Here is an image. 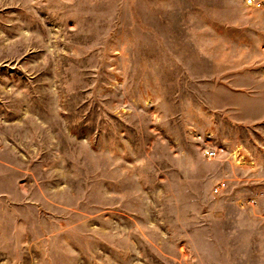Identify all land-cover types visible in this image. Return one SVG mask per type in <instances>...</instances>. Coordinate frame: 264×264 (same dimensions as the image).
<instances>
[{
	"label": "rangeland",
	"instance_id": "rangeland-1",
	"mask_svg": "<svg viewBox=\"0 0 264 264\" xmlns=\"http://www.w3.org/2000/svg\"><path fill=\"white\" fill-rule=\"evenodd\" d=\"M261 167L264 9L0 0V264H264Z\"/></svg>",
	"mask_w": 264,
	"mask_h": 264
},
{
	"label": "built area",
	"instance_id": "built-area-1",
	"mask_svg": "<svg viewBox=\"0 0 264 264\" xmlns=\"http://www.w3.org/2000/svg\"><path fill=\"white\" fill-rule=\"evenodd\" d=\"M242 1L246 7L254 8V9H264V0H242ZM219 150L217 148H207L203 151V154L205 157H208L209 159H213L218 156ZM224 185H225L224 182H220L215 187L214 192L219 193L220 189L224 187Z\"/></svg>",
	"mask_w": 264,
	"mask_h": 264
},
{
	"label": "crops",
	"instance_id": "crops-1",
	"mask_svg": "<svg viewBox=\"0 0 264 264\" xmlns=\"http://www.w3.org/2000/svg\"><path fill=\"white\" fill-rule=\"evenodd\" d=\"M242 2H243V1H242ZM243 5H244V3H243ZM244 6H245V5H244ZM245 7H246V6H245ZM252 9H254V8H252ZM224 152H225V150H224ZM263 170H264V168L261 167L260 175H259V177H257V178H260V177H261V179H263V177H264ZM257 178H256V179H257ZM256 179L253 180V183L256 182ZM227 181H228V179L225 178V177H223L222 179L218 180L217 185H218L220 182H224V183H225L224 187H222V188L220 189V192H219V193H221L222 191H224V190L227 188V184H228ZM261 181H263V180H261ZM255 184H256V183H255ZM217 185H216V186H217ZM263 187H264V184H263V186H262V189H263ZM216 194H218V193H216ZM259 194H260V193H258L257 196H259ZM260 195H262V197L259 198L261 201L259 200V202H257V201H258V198H257V199H255V200H253V202H255L256 205L254 206V203H251V204H252V206H254V209H256L257 211H259V213H261L262 217L264 218V192L261 193Z\"/></svg>",
	"mask_w": 264,
	"mask_h": 264
}]
</instances>
